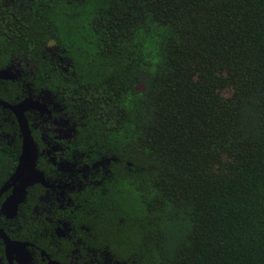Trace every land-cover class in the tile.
Returning a JSON list of instances; mask_svg holds the SVG:
<instances>
[{
    "label": "trees",
    "instance_id": "trees-1",
    "mask_svg": "<svg viewBox=\"0 0 264 264\" xmlns=\"http://www.w3.org/2000/svg\"><path fill=\"white\" fill-rule=\"evenodd\" d=\"M15 60L116 161L132 253L264 264V0H0ZM19 149L0 142V187Z\"/></svg>",
    "mask_w": 264,
    "mask_h": 264
},
{
    "label": "flooded vegetation",
    "instance_id": "flooded-vegetation-1",
    "mask_svg": "<svg viewBox=\"0 0 264 264\" xmlns=\"http://www.w3.org/2000/svg\"><path fill=\"white\" fill-rule=\"evenodd\" d=\"M0 71L6 75L0 78V142L18 137L17 166L23 141L10 107L29 100L32 107L22 115L43 180L25 188L14 211L3 208L12 189L0 196V264H146L126 248L123 220L115 222L109 188L116 161L98 159L99 144H81L80 120L51 90L36 86L32 64L15 60Z\"/></svg>",
    "mask_w": 264,
    "mask_h": 264
},
{
    "label": "water",
    "instance_id": "water-1",
    "mask_svg": "<svg viewBox=\"0 0 264 264\" xmlns=\"http://www.w3.org/2000/svg\"><path fill=\"white\" fill-rule=\"evenodd\" d=\"M5 76V71H0V78H6ZM27 101L29 100H25L16 106L10 107L19 120L23 142L16 169L0 188V196L8 189H12L11 195L3 204L5 210L10 209L14 211L17 205L24 199L25 188L33 183H41L43 181L41 173L37 172L35 169L36 149L22 115L25 110L32 107V104Z\"/></svg>",
    "mask_w": 264,
    "mask_h": 264
}]
</instances>
